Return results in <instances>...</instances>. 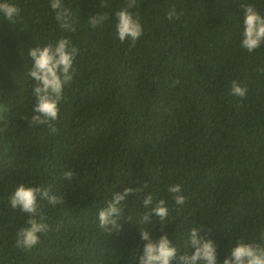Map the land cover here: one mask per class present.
Listing matches in <instances>:
<instances>
[{
  "label": "trees",
  "instance_id": "obj_1",
  "mask_svg": "<svg viewBox=\"0 0 264 264\" xmlns=\"http://www.w3.org/2000/svg\"><path fill=\"white\" fill-rule=\"evenodd\" d=\"M10 2L21 11L15 25L0 15V94L11 101L0 120V264H138L139 228L162 234L154 213L139 223L149 193L166 202L164 231L180 252L193 226L215 241L220 264L236 240H257L264 230V44L251 53L241 47L239 5L253 3L264 15V0H137L130 11L143 33L134 46L115 31L125 0H64L77 21L70 33L50 0ZM172 6L179 18L169 21ZM103 12L108 19L91 28L88 17ZM60 37L78 54L57 132L49 134L22 119L35 102L28 49ZM232 81L247 89L244 97L232 94ZM69 170L71 183L63 178ZM21 183L47 186L64 200L39 202L48 230L30 250L15 247L28 217L9 203ZM173 184L181 185L183 205L167 190ZM128 186L144 191L123 203L122 230L110 234L99 228L98 212Z\"/></svg>",
  "mask_w": 264,
  "mask_h": 264
},
{
  "label": "clouds",
  "instance_id": "obj_2",
  "mask_svg": "<svg viewBox=\"0 0 264 264\" xmlns=\"http://www.w3.org/2000/svg\"><path fill=\"white\" fill-rule=\"evenodd\" d=\"M137 0H125V6L115 12V31L121 43L131 41L134 46L141 37L143 29L137 17L130 11ZM102 8H107L106 2H100ZM243 14V33L241 47L249 53L264 44V15L257 10L253 3H241L239 5ZM50 8L55 13V20L59 27L66 32H75L76 18L64 0H50ZM20 8L10 0H0V15L9 24L15 25L20 16ZM179 18L175 6L167 12V18ZM108 19L106 12L96 13L88 17V23L95 29ZM78 54L77 47L67 37H60L54 42L42 46H33L28 49V56L32 61L27 71V76L34 81L33 96L34 106L30 117L22 119L29 121V127L46 125L49 134H55L57 129L54 122L59 118V104L62 100L63 90L74 77V60ZM178 80H173L171 86L175 87ZM231 92L233 95L244 97L247 89L242 88L236 81H232ZM0 120L4 119L3 112L10 109V99L0 94ZM3 129H0L2 131ZM63 178L70 183L74 179V173L69 170L63 173ZM168 192L173 194L176 205L185 203L180 184L168 186ZM144 187H126L122 192H114L112 198L107 201L105 207L98 212L99 228L108 233L114 230L119 233L122 225L119 221L124 217L123 203L129 196L143 193ZM46 200L52 206L63 204V197L51 193L47 186H29L19 184L11 196L9 203L13 210L20 209L27 214L25 227L16 232L15 247L21 250H30L40 242V233L48 230V225L43 222L44 217L40 212V201ZM143 206L148 209L141 219L140 224L151 222L154 213L159 218L160 234L157 238L146 228H139V236L142 242V254L138 256V264H220L218 260L217 245L214 240L206 235H201L202 229L193 226L187 234L184 242L185 251H178L172 246L168 234L164 231L169 223V209L166 202L161 199L154 201L151 193L143 198ZM128 219L132 221L131 217ZM222 264H264V230L251 242L243 238L235 241Z\"/></svg>",
  "mask_w": 264,
  "mask_h": 264
},
{
  "label": "bare ground",
  "instance_id": "obj_3",
  "mask_svg": "<svg viewBox=\"0 0 264 264\" xmlns=\"http://www.w3.org/2000/svg\"><path fill=\"white\" fill-rule=\"evenodd\" d=\"M21 28H24L23 25H21ZM22 33H24L23 31H21ZM30 39V38H29Z\"/></svg>",
  "mask_w": 264,
  "mask_h": 264
},
{
  "label": "rangeland",
  "instance_id": "obj_4",
  "mask_svg": "<svg viewBox=\"0 0 264 264\" xmlns=\"http://www.w3.org/2000/svg\"><path fill=\"white\" fill-rule=\"evenodd\" d=\"M0 107H2L3 108V105L0 103Z\"/></svg>",
  "mask_w": 264,
  "mask_h": 264
}]
</instances>
